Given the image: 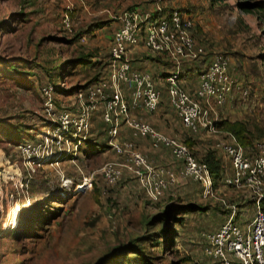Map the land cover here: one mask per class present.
I'll list each match as a JSON object with an SVG mask.
<instances>
[{"label":"rangeland","instance_id":"rangeland-1","mask_svg":"<svg viewBox=\"0 0 264 264\" xmlns=\"http://www.w3.org/2000/svg\"><path fill=\"white\" fill-rule=\"evenodd\" d=\"M177 1L191 14L190 35L203 51L196 63L184 65L188 71L181 86L193 90L195 72L205 61L215 54L226 57L227 73L236 88L216 109L217 121L244 123L248 135L264 149V12L246 13L237 7L264 0ZM125 4V0H0V264H209L202 254L201 234L217 229L226 210L217 200L202 199L200 187L189 179L177 181L153 201L126 169L114 185L106 184L102 167L122 165V159L107 146L100 108L91 114L84 141L68 142L59 149L51 146L42 153L47 158L38 162L25 159L18 149V136L25 128H32L26 144L38 145L53 133L39 88L48 79L58 90L54 98L68 105L75 92L66 91L84 84L100 69L88 70L72 62L86 55L102 61L107 56V30L98 33L100 38L85 30L107 20L104 15L113 21L105 11L138 12L133 3ZM64 14L69 16L71 33L61 23ZM78 33L83 41L74 38ZM157 112L162 115L160 130L172 129L175 135L170 136L183 141L187 135L164 101ZM196 135L205 146L190 148L196 159L207 150L218 154L213 135ZM120 138L133 141L152 166L178 170L179 164L166 150L156 152L169 163H155L145 138L133 140L127 129ZM87 140L90 143L85 144ZM218 161L227 168L225 160ZM83 180H90V187L76 191ZM216 190L225 203L249 208L243 203L248 199L243 190L222 186ZM189 205L200 209L180 213ZM241 214L249 219L251 211ZM129 244L137 253L118 250Z\"/></svg>","mask_w":264,"mask_h":264},{"label":"built area","instance_id":"built-area-1","mask_svg":"<svg viewBox=\"0 0 264 264\" xmlns=\"http://www.w3.org/2000/svg\"><path fill=\"white\" fill-rule=\"evenodd\" d=\"M161 1L153 0L155 6L150 14L124 11L112 15L105 11L110 19L119 23L108 47L105 76L84 91H76L68 105L54 98L56 91L50 84L39 88L44 110L49 116L48 126L53 133L46 134L38 145L24 143L18 149L25 159L38 162L47 158V153H42L51 146L59 149L68 142L84 141L90 132L91 114L100 108L99 118L107 127V146L122 159V165L107 163L102 167L106 184L114 185L122 169H126L146 197L153 201L179 180L189 179L197 183L202 199L217 200L226 210L224 221L216 230L201 234L202 254L209 264H264V214L260 210L264 196L263 146L255 143L253 150H246L232 134L221 132L214 126L218 120L216 109L231 98L233 88H236H232L227 73L226 57L215 54L205 61L196 71V86L192 93L181 86L184 65L196 63L203 51L192 40L190 20L176 9L163 13ZM61 23L71 33L67 14L62 16ZM143 29L144 49L161 56L170 65L164 77L168 107L182 128L192 133L204 131L216 138L214 149L228 163L229 172L223 176L222 184L246 193L252 204L248 220L240 223L242 211L217 198V187L206 164L197 162L181 141L158 132L140 116L141 113H154L161 98L160 90L154 86L149 74L133 69L127 57ZM240 94L244 97L246 92ZM123 129L130 132L133 140L145 138L151 150H166L171 160L179 164L178 170L152 166L133 141L120 138ZM85 186L90 187V180H83L82 185L76 186V191Z\"/></svg>","mask_w":264,"mask_h":264},{"label":"crops","instance_id":"crops-1","mask_svg":"<svg viewBox=\"0 0 264 264\" xmlns=\"http://www.w3.org/2000/svg\"><path fill=\"white\" fill-rule=\"evenodd\" d=\"M150 2L152 3L153 0H138L136 2V0H125V5L127 4H131L133 3V5L135 7H133V9H137L138 10V13L140 14H150L153 12V9H154V6H155V3L153 2V4H150ZM162 2V3H161ZM159 4L161 7L163 8H167V9H177L180 11V13H182L184 15V17H191V14H186L188 11L187 10H182L180 9L179 5L178 4V1L177 0H162ZM119 1L115 2V4H118ZM123 5V4H122ZM179 9H178V8ZM147 8V9H146ZM132 9V8H131ZM146 9V10H145ZM144 10V11H143ZM149 10V11H148ZM106 17L107 20H104V21H100L98 22L99 24L103 23V25H98V24H92L90 25L86 30H85V33L86 34H90L91 36H96L97 38H100L102 35L101 34H98L100 33L101 31H105L107 30L106 34H107V38L106 40L108 41V47L110 45V42H111V38H112V35L114 34V32L119 28V23L116 22V21H111L109 20V18L104 15ZM189 17V18H190ZM144 29L141 31V33L139 34L138 36V42L136 44L135 47L133 48H130V50L127 52V57H128V60L132 66L133 69L139 71V72H145V73H148L154 86L160 90V93H161V98H160V103L158 105V108L160 107L161 103L164 101V104L167 105V102H166V95H165V87H164V77L167 73H165L164 69H168L170 70V65L168 64V62L160 57V56H155V55H152L150 54L147 50L144 49L143 45H142V40H143V37H144ZM81 38V37H80ZM79 38V40H80ZM97 54V53H96ZM90 57V56H89ZM107 58H108V48H107V56L106 58L102 61L100 59H96V60H92L91 61H99V62H105L107 63ZM95 59V58H94ZM185 69H183V73L181 75V77H185ZM186 80V79H184ZM195 86H196V81H195ZM191 91V93L194 91L193 90H189V92ZM162 99H164L162 101ZM162 101V102H161ZM166 102V103H165ZM158 108L157 110L154 112V113H151V114H146V113H141L140 116L146 121L148 122L155 130H157L158 132L162 133V134H165V135H175V132L172 130V129H169L167 127L163 128L164 131L160 130L159 126H158V123H159V118L162 116L161 114H158L159 112L158 111ZM222 108V107H221ZM220 109V108H219ZM217 114L219 113V111H216ZM217 118H218V115H217ZM163 119V118H161ZM164 120H165V124H167V119L164 117ZM220 121V120H219ZM228 122H234V121H229ZM179 128V126H178ZM177 128V129H178ZM181 128V127H180ZM219 129L221 132H226L220 128H217ZM179 131V129H178ZM204 132V131H203ZM206 133V132H205ZM207 135H209L208 133H206ZM171 137V136H170ZM173 137V136H172ZM215 138V137H214ZM216 139V138H215ZM179 140V139H178ZM181 141V140H179ZM192 149H195V148H198V147H205L203 145L202 142H200V138L197 136V137H192L191 140L189 141ZM215 144V143H214ZM217 151V150H216ZM218 154L216 153V155H218V158H220L221 160H225L224 157L222 156V154L217 151ZM220 154V155H219ZM161 155H159L158 152H156V150H153L152 153H151V157L153 159V161L157 164H164L168 161L169 163V159H165L164 157H159ZM226 161V160H225ZM227 162V161H226ZM228 165V163H227ZM224 166V165H223ZM225 167V166H224ZM228 168V166H227ZM217 194V192H216ZM247 202V203H246ZM249 202V203H248ZM243 203H246V204H249L248 205V209L246 207L244 208H238V210L240 211H245L246 213L251 209H252V204H250L251 202L247 199L245 202ZM245 204V205H246ZM247 206V205H246ZM248 219H245L244 217H242L240 220H238L240 223L246 221ZM224 221V220H223ZM223 223V222H222ZM219 227V226H218ZM216 230V229H215Z\"/></svg>","mask_w":264,"mask_h":264},{"label":"trees","instance_id":"trees-1","mask_svg":"<svg viewBox=\"0 0 264 264\" xmlns=\"http://www.w3.org/2000/svg\"><path fill=\"white\" fill-rule=\"evenodd\" d=\"M211 1H223V0H211ZM237 7L240 11L242 12H246V13H251V12H264V3L263 2H260V3H257V4H254V5H250L249 2H247L246 4H237ZM163 8V7H162ZM170 9H167V8H163V13L168 11ZM177 10V9H176ZM179 13L180 11L177 10ZM153 13V12H152ZM181 14V13H180ZM263 19H264V16H263ZM191 32V31H190ZM80 34L81 33H78L74 36L75 39H78L80 37ZM161 57V56H160ZM72 64H80L82 66H86V68H88V70H94L95 68H100L99 71L92 75L84 84L82 85H78V86H75L73 88H71L70 90L66 91V92H76L78 90L80 91H84L85 89H87L88 87L90 86H93L95 85L96 83H98L104 76H105V68H106V65L107 63L105 62H99V61H91L90 60V57L89 55H86V56H82L81 58L79 59H76L74 62H72ZM65 66V65H64ZM54 67L51 68V73L55 72L54 70ZM185 71V74L188 70H184ZM191 71V70H189ZM196 73V72H195ZM60 75V74H59ZM186 76V75H185ZM196 76H197V73H196ZM195 76V77H196ZM57 77V76H56ZM62 75H60V78L62 79ZM47 84H50V82L48 81L47 79V83H45L44 85H47ZM43 85V86H44ZM42 87V86H41ZM40 87V88H41ZM56 92H58V90H55ZM168 106V105H167ZM171 110V109H170ZM175 117V116H174ZM176 118V117H175ZM177 119V118H176ZM178 120V119H177ZM178 123L181 127V129L183 130V134L187 135L186 137H184L183 141H181L187 148L190 149L191 145L189 143V141L191 140L192 137H197L198 135H196L197 133L199 132H203V131H199V132H196V133H192L190 132L189 130H186L184 128H182L179 120H178ZM214 126L216 128H220L226 132H229L230 134H232L235 138H236V141L239 145H241L244 149H248V150H253L254 149V144L257 143L255 140L253 141V139L248 135V131L246 129V126L244 123L242 122H239V121H234V122H222V121H217L216 123H214ZM32 128H25L23 129V132L21 134H19V138L17 140V142H19V144H24L26 143V140L27 139H30V136L28 135V132L27 131H30ZM90 143L89 140H87L85 142V144H88ZM90 145V144H89ZM192 153V152H191ZM193 155V153H192ZM194 157V155H193ZM194 159L197 161V162H201V163H204L207 165L209 171L211 172V175H212V178H213V181H214V185L215 187H219V186H222V187H225L223 184H222V178L225 174H227L229 171H228V168H225L222 164L219 163L218 161V158L216 157L215 153L213 150H207L204 152L203 155H201L200 159H196L194 157ZM227 169V171H226ZM197 184V183H196ZM198 185V184H197ZM199 186V185H198ZM200 187V186H199ZM226 188H230V187H226ZM201 189V188H200ZM249 203V202H248ZM251 204V203H250ZM200 208L196 207V206H192V205H189V206H184L183 208H180L181 212L183 215L184 214H187L188 212H193L195 210H199ZM260 210L263 212L264 214V196H263V199L260 201ZM170 221L171 222H178L179 219H176V218H170ZM142 241V240H141ZM146 241V240H145ZM121 253L123 252H129L131 254H135L137 253L138 249L136 247H134L133 244H129L128 246H125L124 248H119L118 249Z\"/></svg>","mask_w":264,"mask_h":264}]
</instances>
